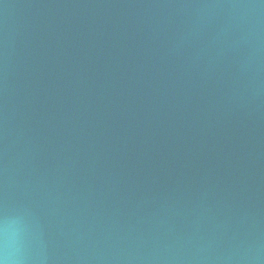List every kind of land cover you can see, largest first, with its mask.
<instances>
[{
  "label": "water",
  "instance_id": "water-1",
  "mask_svg": "<svg viewBox=\"0 0 264 264\" xmlns=\"http://www.w3.org/2000/svg\"><path fill=\"white\" fill-rule=\"evenodd\" d=\"M28 264H264V0H0V224Z\"/></svg>",
  "mask_w": 264,
  "mask_h": 264
},
{
  "label": "clouds",
  "instance_id": "clouds-1",
  "mask_svg": "<svg viewBox=\"0 0 264 264\" xmlns=\"http://www.w3.org/2000/svg\"><path fill=\"white\" fill-rule=\"evenodd\" d=\"M5 220L0 224V264H28L19 232Z\"/></svg>",
  "mask_w": 264,
  "mask_h": 264
}]
</instances>
